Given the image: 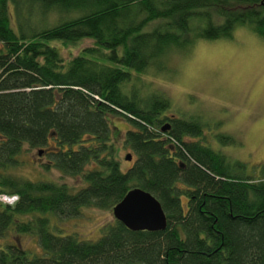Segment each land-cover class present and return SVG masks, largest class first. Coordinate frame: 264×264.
Returning a JSON list of instances; mask_svg holds the SVG:
<instances>
[{"label": "trees", "instance_id": "16d2710c", "mask_svg": "<svg viewBox=\"0 0 264 264\" xmlns=\"http://www.w3.org/2000/svg\"><path fill=\"white\" fill-rule=\"evenodd\" d=\"M237 26L264 39V0H0V264H264V165L245 172L205 144L197 114L167 117L146 78ZM111 116L129 125L127 168ZM32 149L75 182L19 173ZM133 187L160 202L164 230L114 218L90 240L53 221L110 210Z\"/></svg>", "mask_w": 264, "mask_h": 264}, {"label": "rangeland", "instance_id": "374dc122", "mask_svg": "<svg viewBox=\"0 0 264 264\" xmlns=\"http://www.w3.org/2000/svg\"><path fill=\"white\" fill-rule=\"evenodd\" d=\"M11 21L16 29L14 17ZM90 43L85 40L81 46ZM69 52L77 53L78 48L65 47L64 53ZM166 64L167 71L149 72L146 76L152 87L170 100L172 108L166 116L199 115L205 123L204 143L220 150L231 161L242 162L245 172L254 170L259 175V167L264 165V39L248 26H237L231 37L199 39L184 53L171 52ZM111 117L119 128L116 155L121 168H127L134 155L131 160L125 159L131 150L122 144V135L129 125L121 116ZM219 135L229 139L220 142ZM23 159L19 173L31 178L75 182V178L54 167L45 168L47 156L39 155L36 149L27 151ZM113 219L111 209L88 207L75 217L53 221L68 232H77L80 238L94 240L100 235V227ZM20 243L40 251L34 236H20Z\"/></svg>", "mask_w": 264, "mask_h": 264}, {"label": "water", "instance_id": "95a60500", "mask_svg": "<svg viewBox=\"0 0 264 264\" xmlns=\"http://www.w3.org/2000/svg\"><path fill=\"white\" fill-rule=\"evenodd\" d=\"M167 129L169 124L165 123L161 131ZM41 153L42 150H39L38 154ZM125 159L131 160V154L127 153ZM111 210L114 218L132 231H161L167 225V217L160 202L140 187L130 188Z\"/></svg>", "mask_w": 264, "mask_h": 264}, {"label": "built area", "instance_id": "2783aa9c", "mask_svg": "<svg viewBox=\"0 0 264 264\" xmlns=\"http://www.w3.org/2000/svg\"><path fill=\"white\" fill-rule=\"evenodd\" d=\"M4 199V198H3ZM8 201H11V199H8Z\"/></svg>", "mask_w": 264, "mask_h": 264}]
</instances>
